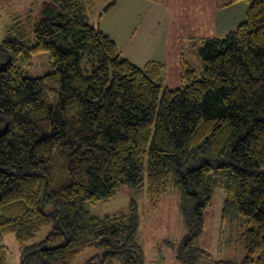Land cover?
<instances>
[{"label": "trees", "instance_id": "16d2710c", "mask_svg": "<svg viewBox=\"0 0 264 264\" xmlns=\"http://www.w3.org/2000/svg\"><path fill=\"white\" fill-rule=\"evenodd\" d=\"M237 1L247 8L236 29L181 42L182 85L174 89L164 62L137 66L89 23L84 0H46L34 23L30 14L26 24L14 18L0 43V264L7 234L22 247L21 264H76L94 247L83 264H143L136 200L113 213L91 211L125 185L154 208L179 187L181 264L214 258L201 238L206 209L222 190L220 242L231 208L230 240L245 255L213 263L264 264V0L223 4ZM44 52L52 70L26 76L22 63ZM46 78L59 83L52 103L42 99ZM56 162L68 175L57 186ZM49 225L42 240L26 244Z\"/></svg>", "mask_w": 264, "mask_h": 264}, {"label": "rangeland", "instance_id": "374dc122", "mask_svg": "<svg viewBox=\"0 0 264 264\" xmlns=\"http://www.w3.org/2000/svg\"><path fill=\"white\" fill-rule=\"evenodd\" d=\"M44 1L46 0H0V43L7 36L9 26L17 15L24 18L26 24V16L30 14L34 23ZM92 1L95 3H93V6L87 0H84L83 3L82 12L86 20L101 30L103 28L109 30L113 33V39L117 38V40H120V34H129L135 28L140 15L137 14L136 10L133 11L134 7L138 6L137 1L119 0L117 4L111 5L106 11L104 10V6L109 0ZM217 1L223 3L227 0ZM29 10L31 11L27 13ZM139 11H142L141 7H139ZM27 31L31 35L33 42L34 38L31 30ZM188 59L198 74L203 72L204 65L197 53H189ZM22 68L26 76H43L52 70L47 52L34 55L30 63L23 62ZM58 84V81H55L53 78L45 79V84L42 87L43 101L52 103L59 98L60 92L56 89ZM62 168L57 162L55 163L52 184H56V186L59 183L68 181L67 172ZM215 194L214 202L217 204L223 198L224 192L218 190ZM132 199L136 200L139 205L141 216V223L136 238L143 249V264H161L160 259L162 257L164 264H181L177 257L176 247L185 234V227L180 207L181 194L179 187L171 185L166 194L161 198L157 208H154L144 192H138L125 185L121 188L116 198L96 203L91 207V211L97 215H104L121 209H127ZM231 218L232 211L230 208L226 212L224 235L221 240L219 253L214 255L212 259L202 257L200 264H214L213 262L216 260L240 261L244 257L245 251L241 243L230 240L232 229ZM51 228V225L43 228L33 241H29L26 244L29 245L32 242L42 240L51 231ZM232 235H235V233ZM4 244L7 252L6 264H21L22 247L15 237L12 234L5 235ZM98 252V248H90L80 253L75 258V263L83 264L88 257Z\"/></svg>", "mask_w": 264, "mask_h": 264}, {"label": "crops", "instance_id": "0c3cea01", "mask_svg": "<svg viewBox=\"0 0 264 264\" xmlns=\"http://www.w3.org/2000/svg\"><path fill=\"white\" fill-rule=\"evenodd\" d=\"M135 1L138 6L133 11L140 14L135 28L129 34H120V40H114L122 54L139 67H144L150 60L164 62L165 83L170 89L182 85V41L224 36L246 18L245 1L228 5L217 0ZM139 7L142 11H139ZM102 30L113 37V33L106 28ZM215 197L216 194L211 206L206 209L201 238V246L213 257L220 251L224 200L223 196L216 204ZM163 262L162 257L160 263L164 264Z\"/></svg>", "mask_w": 264, "mask_h": 264}, {"label": "water", "instance_id": "95a60500", "mask_svg": "<svg viewBox=\"0 0 264 264\" xmlns=\"http://www.w3.org/2000/svg\"><path fill=\"white\" fill-rule=\"evenodd\" d=\"M115 2H116V0H109V2L106 3V5L104 6V10H105V11L108 10V8H109L111 5L115 4Z\"/></svg>", "mask_w": 264, "mask_h": 264}]
</instances>
